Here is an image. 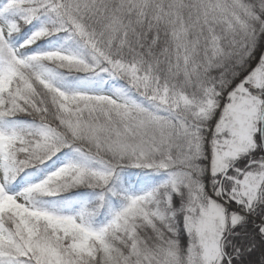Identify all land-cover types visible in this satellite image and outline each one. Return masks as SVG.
<instances>
[{"label":"snow or ice","instance_id":"obj_1","mask_svg":"<svg viewBox=\"0 0 264 264\" xmlns=\"http://www.w3.org/2000/svg\"><path fill=\"white\" fill-rule=\"evenodd\" d=\"M0 264H264V0H0Z\"/></svg>","mask_w":264,"mask_h":264}]
</instances>
